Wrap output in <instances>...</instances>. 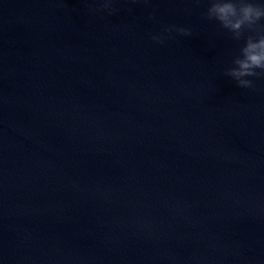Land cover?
Returning <instances> with one entry per match:
<instances>
[{"label": "water", "instance_id": "1", "mask_svg": "<svg viewBox=\"0 0 264 264\" xmlns=\"http://www.w3.org/2000/svg\"><path fill=\"white\" fill-rule=\"evenodd\" d=\"M207 6L0 0V264H264V78Z\"/></svg>", "mask_w": 264, "mask_h": 264}, {"label": "clouds", "instance_id": "2", "mask_svg": "<svg viewBox=\"0 0 264 264\" xmlns=\"http://www.w3.org/2000/svg\"><path fill=\"white\" fill-rule=\"evenodd\" d=\"M114 2L97 0L98 7L93 10L111 14L116 11ZM207 5L202 16L216 21L239 44L231 61L232 66L226 68L224 74L231 77L239 88L255 91L253 78H264V0H207ZM172 33L187 37L192 35V30L174 24L166 25L160 33L150 34V39L163 43L172 38Z\"/></svg>", "mask_w": 264, "mask_h": 264}]
</instances>
